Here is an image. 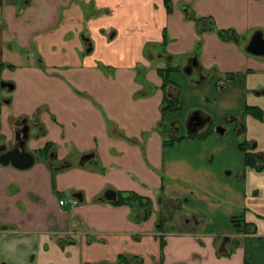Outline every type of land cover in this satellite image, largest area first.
Instances as JSON below:
<instances>
[{"label": "crops", "instance_id": "1", "mask_svg": "<svg viewBox=\"0 0 264 264\" xmlns=\"http://www.w3.org/2000/svg\"><path fill=\"white\" fill-rule=\"evenodd\" d=\"M255 33L264 0H0V146L26 120L35 158L0 164V264H264ZM171 127L188 139L165 146ZM126 193L143 207L115 204Z\"/></svg>", "mask_w": 264, "mask_h": 264}, {"label": "trees", "instance_id": "2", "mask_svg": "<svg viewBox=\"0 0 264 264\" xmlns=\"http://www.w3.org/2000/svg\"><path fill=\"white\" fill-rule=\"evenodd\" d=\"M174 71H175V69L170 68V67L167 69L158 71L160 76L163 78V82H164L163 87H166L167 85L170 84V75ZM164 103H165V105L162 108L163 114L175 112V111H178L180 109L179 102L177 100H168L167 99V100H165ZM245 113L250 114V115H252L256 118H259V119H261V117H262L261 111H259L258 109H254V108H246ZM213 128L214 127L212 125H210L208 131H206L203 135H201L200 138H204V137H207L208 135H210L213 132ZM171 132L173 135H170V133H167V132L165 133L166 136H170V138L165 142V144H164L165 146H169V145H172L174 143H178V142H181L185 139H188V138L177 137V134H176L177 130L174 127H171ZM250 148L251 147L249 144H242L240 146L241 151L244 153L245 166L256 167L257 164L260 162V159L257 156H255L254 154L247 152V150ZM49 150H50V146L46 147L43 150H40L38 152V154L40 157L46 156ZM132 203H138L142 207H143L142 204H144L143 200L138 195L133 194V193L119 194L117 202L115 204H117V205H130ZM145 204H147V206L150 205V203L148 201ZM231 224H232V227H233L235 233H237V234H245L249 231V226L245 223V221L243 219H240V218L239 219H233L231 221ZM120 264H129V263L127 260L122 258ZM245 264H249V262L246 261Z\"/></svg>", "mask_w": 264, "mask_h": 264}, {"label": "water", "instance_id": "3", "mask_svg": "<svg viewBox=\"0 0 264 264\" xmlns=\"http://www.w3.org/2000/svg\"><path fill=\"white\" fill-rule=\"evenodd\" d=\"M247 52L251 53L253 55H258V56H264V38L262 33H255L252 39L250 40L248 46H247ZM194 66H196V62L192 63ZM192 67L189 66L186 70L187 73H191ZM193 121H196V127L197 126H203L205 123V120H202V118L199 116L198 113H193L189 119V124L188 126L191 125ZM217 131L220 133H223L224 130L219 127L217 128ZM22 137H21V143L18 148H13L6 150L3 148L4 151L2 154H0V164L1 165H12L15 168L18 169H28L30 168L33 163H34V157L32 154L27 152L25 150V141L28 139L29 136V127L26 126L22 132ZM17 137H20V134H17ZM2 150V149H0ZM115 193H107L106 194V199L108 200H115Z\"/></svg>", "mask_w": 264, "mask_h": 264}, {"label": "flooded vegetation", "instance_id": "4", "mask_svg": "<svg viewBox=\"0 0 264 264\" xmlns=\"http://www.w3.org/2000/svg\"><path fill=\"white\" fill-rule=\"evenodd\" d=\"M109 12L110 11H108V12H106V13H108L109 14ZM86 43H87V45L88 46H90V42L86 39V41H85ZM202 120H204V119H202ZM16 125H17V128H16V131H15V144L14 145H12V146H10V147H8L7 145H1L0 146V149H2V150H0V154H2L4 151H6V150H9V149H13V148H18L19 147V145H20V143H21V137H22V134H21V132H22V130L26 127V126H28V123L26 122V120H18V122L16 123ZM196 127V121H193L192 123H191V125L189 126V129H194ZM20 134V137L18 138L17 137V134ZM3 148H5L6 150H3ZM25 150H26V147H25ZM31 154V153H30ZM35 159V158H34Z\"/></svg>", "mask_w": 264, "mask_h": 264}, {"label": "built area", "instance_id": "5", "mask_svg": "<svg viewBox=\"0 0 264 264\" xmlns=\"http://www.w3.org/2000/svg\"><path fill=\"white\" fill-rule=\"evenodd\" d=\"M59 204L61 206H64L65 204H69L71 207H74L78 204V201L76 199L61 200Z\"/></svg>", "mask_w": 264, "mask_h": 264}, {"label": "rangeland", "instance_id": "6", "mask_svg": "<svg viewBox=\"0 0 264 264\" xmlns=\"http://www.w3.org/2000/svg\"><path fill=\"white\" fill-rule=\"evenodd\" d=\"M224 130V126L221 127Z\"/></svg>", "mask_w": 264, "mask_h": 264}]
</instances>
